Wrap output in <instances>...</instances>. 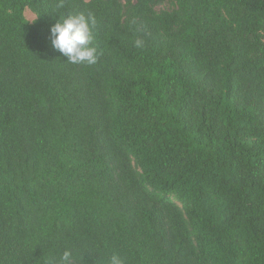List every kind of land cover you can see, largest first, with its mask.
<instances>
[{
	"label": "trees",
	"instance_id": "1",
	"mask_svg": "<svg viewBox=\"0 0 264 264\" xmlns=\"http://www.w3.org/2000/svg\"><path fill=\"white\" fill-rule=\"evenodd\" d=\"M72 12L94 65L51 45ZM65 247L264 264V0H0V264Z\"/></svg>",
	"mask_w": 264,
	"mask_h": 264
},
{
	"label": "clouds",
	"instance_id": "2",
	"mask_svg": "<svg viewBox=\"0 0 264 264\" xmlns=\"http://www.w3.org/2000/svg\"><path fill=\"white\" fill-rule=\"evenodd\" d=\"M96 17L91 12H72L60 15V19L50 28L52 47L67 57L72 64L94 65L98 61V50L94 46L93 29ZM136 47H142L140 39L135 41ZM74 250L65 247L56 255L48 257L45 264H76ZM109 264H125V260L118 254H113Z\"/></svg>",
	"mask_w": 264,
	"mask_h": 264
},
{
	"label": "rangeland",
	"instance_id": "3",
	"mask_svg": "<svg viewBox=\"0 0 264 264\" xmlns=\"http://www.w3.org/2000/svg\"><path fill=\"white\" fill-rule=\"evenodd\" d=\"M24 15L29 22H31L35 18V15L28 9H25Z\"/></svg>",
	"mask_w": 264,
	"mask_h": 264
}]
</instances>
